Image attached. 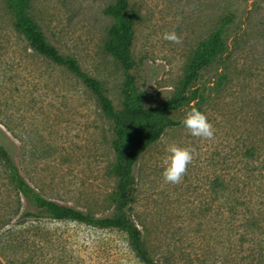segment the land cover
<instances>
[{
	"label": "rangeland",
	"instance_id": "374dc122",
	"mask_svg": "<svg viewBox=\"0 0 264 264\" xmlns=\"http://www.w3.org/2000/svg\"><path fill=\"white\" fill-rule=\"evenodd\" d=\"M112 1L29 0L28 12L62 54L102 83L118 109L123 69L104 49L112 18L103 10ZM127 8L135 16L131 73L146 106L177 90L197 43L230 18L223 52L194 82L206 86L204 99L172 112L182 119L198 109L214 136L171 126L134 167L127 212L149 256L157 264H264V0H128ZM172 30L180 43L163 39ZM220 75L222 82L212 87ZM112 138L92 90L30 48L8 0H0V144L21 175L49 199L107 215L116 184ZM173 144L193 157L178 184L161 175ZM25 209L35 211L15 195L0 165V225L24 220L22 239L42 247L33 253L38 264H144L120 230L18 217Z\"/></svg>",
	"mask_w": 264,
	"mask_h": 264
},
{
	"label": "trees",
	"instance_id": "16d2710c",
	"mask_svg": "<svg viewBox=\"0 0 264 264\" xmlns=\"http://www.w3.org/2000/svg\"><path fill=\"white\" fill-rule=\"evenodd\" d=\"M8 4L14 24L30 48L55 64L65 66L96 95L103 115L111 122L113 132L111 147L114 153L111 169L116 178L115 188L110 195L112 211L107 215L97 216L90 211H82L40 194L21 175L11 152L0 144V165L12 184L15 195L26 202V207L35 210L25 209L18 217L43 216L52 220L75 221L101 229L120 230L125 233L128 245L138 260L144 264H157L149 256L141 232L127 212L135 187L133 170L140 155L166 128L180 124L181 119L172 116V112L184 106L196 107L204 99L206 86L195 85L194 82L199 72L223 52L222 32L230 18L225 16L206 39L197 43L190 57L187 72L177 90L159 104L146 106L143 100L144 92L137 88L134 75L131 73L134 60L130 48L135 16L128 11V0H113L109 3L103 10L112 18L104 49L119 61L124 76L121 106L116 109L103 93L102 83L83 71L73 56L62 54L46 38L39 24L28 12L29 0H8ZM223 77L224 75H220L212 87L220 84ZM218 184L220 185L219 181ZM23 221L0 225V264H38L33 259V253L42 250V247L35 240L29 242L22 239L20 225ZM26 253H29L27 259L23 258Z\"/></svg>",
	"mask_w": 264,
	"mask_h": 264
},
{
	"label": "clouds",
	"instance_id": "9594fccd",
	"mask_svg": "<svg viewBox=\"0 0 264 264\" xmlns=\"http://www.w3.org/2000/svg\"><path fill=\"white\" fill-rule=\"evenodd\" d=\"M163 39L180 43V37L174 30L163 33ZM180 124L192 136L211 139L214 136L215 129L209 122L206 115L196 108L186 110ZM167 157L162 168V178L169 184H178L182 181L188 165L192 162V152L187 147L179 145H170L167 148Z\"/></svg>",
	"mask_w": 264,
	"mask_h": 264
}]
</instances>
